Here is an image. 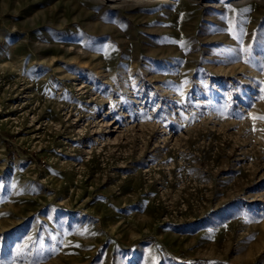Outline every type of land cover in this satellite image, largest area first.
I'll return each instance as SVG.
<instances>
[{"label": "rangeland", "instance_id": "obj_1", "mask_svg": "<svg viewBox=\"0 0 264 264\" xmlns=\"http://www.w3.org/2000/svg\"><path fill=\"white\" fill-rule=\"evenodd\" d=\"M260 116L264 0H0V264H264Z\"/></svg>", "mask_w": 264, "mask_h": 264}, {"label": "snow or ice", "instance_id": "obj_2", "mask_svg": "<svg viewBox=\"0 0 264 264\" xmlns=\"http://www.w3.org/2000/svg\"><path fill=\"white\" fill-rule=\"evenodd\" d=\"M254 120L259 119V120H264V116H260V117H253ZM257 129L255 128V126H253V131H256Z\"/></svg>", "mask_w": 264, "mask_h": 264}, {"label": "trees", "instance_id": "obj_3", "mask_svg": "<svg viewBox=\"0 0 264 264\" xmlns=\"http://www.w3.org/2000/svg\"><path fill=\"white\" fill-rule=\"evenodd\" d=\"M12 147H13V146H12L11 144H9V149H10V151H12Z\"/></svg>", "mask_w": 264, "mask_h": 264}]
</instances>
